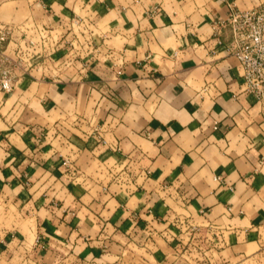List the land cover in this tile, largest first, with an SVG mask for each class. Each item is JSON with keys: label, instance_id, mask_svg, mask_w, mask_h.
<instances>
[{"label": "crops", "instance_id": "0c3cea01", "mask_svg": "<svg viewBox=\"0 0 264 264\" xmlns=\"http://www.w3.org/2000/svg\"><path fill=\"white\" fill-rule=\"evenodd\" d=\"M262 4L0 0L14 39L48 36L0 90V264L258 259L264 99L219 23Z\"/></svg>", "mask_w": 264, "mask_h": 264}, {"label": "built area", "instance_id": "2783aa9c", "mask_svg": "<svg viewBox=\"0 0 264 264\" xmlns=\"http://www.w3.org/2000/svg\"><path fill=\"white\" fill-rule=\"evenodd\" d=\"M74 24L79 25V22ZM219 26L231 30L229 49L242 68L245 92L264 99V4L247 10H232ZM15 30L12 26L0 27V90L5 93H11L16 86L14 62L21 61L24 53H31L40 45L45 48L48 37L47 31L39 29L36 33L38 40L29 36L14 39ZM9 48L16 59L7 54Z\"/></svg>", "mask_w": 264, "mask_h": 264}, {"label": "rangeland", "instance_id": "374dc122", "mask_svg": "<svg viewBox=\"0 0 264 264\" xmlns=\"http://www.w3.org/2000/svg\"><path fill=\"white\" fill-rule=\"evenodd\" d=\"M82 41L87 42L88 40L86 41V39L83 37V40ZM79 42L80 41H78V43H76V46H78ZM80 50L82 52L86 51L85 48H84V44H81V48L78 51L81 52ZM261 236L264 237V229L261 230ZM196 245H198V243H196ZM198 247H197V251H201ZM200 247L202 248V245ZM259 247H261L262 250H260V249L258 250V247H256L255 249L252 248L250 251H254L256 249L259 252L260 251L261 252L264 251V242L262 243V246H259ZM243 262H244L243 264H264V253L262 255H260V257L258 259H256V260H249L248 261V260L244 259Z\"/></svg>", "mask_w": 264, "mask_h": 264}]
</instances>
